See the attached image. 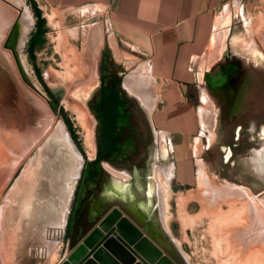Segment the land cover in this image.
I'll return each mask as SVG.
<instances>
[{"label":"rangeland","instance_id":"1","mask_svg":"<svg viewBox=\"0 0 264 264\" xmlns=\"http://www.w3.org/2000/svg\"><path fill=\"white\" fill-rule=\"evenodd\" d=\"M22 1L33 25L20 44L13 41L10 44L29 82L45 98L56 103L58 112L53 116L41 97L35 96L34 103L33 98L24 93L25 86L17 74L11 52L2 47L6 31L0 39V52L3 51L9 59L20 83L12 82L8 86L5 79L0 77V90L9 97L13 108L12 112L10 109L5 113L7 108L0 103V264H59L75 242L73 235H67L64 226L79 171L83 162L95 158L98 148L97 121L91 111V103L98 91L102 48L107 51L104 54L107 63L103 70L106 74L119 72L120 87L133 74L135 66L118 61L108 48V36L98 11H63L51 8L40 0H29L40 11L45 30L30 57L27 44L34 31L35 19L30 4ZM223 6L225 4L221 8ZM226 29L230 30L228 37L227 32L219 33L220 39H216L209 49L211 56L208 62L193 65L192 68L193 83L187 92L194 113L195 129L191 138L166 139L152 126L151 113L156 106L155 101L144 117L141 108L129 95L133 100L129 99L124 108L129 115V128L118 130L117 135L121 141L134 139L135 148H124L122 151L125 155L112 158L110 163H100L104 182L111 187L121 186L123 183L109 179L110 175L117 179L127 176L114 169L129 167L140 161L145 148L150 145V139H155L154 151L151 147L149 149V154L154 155L150 158L148 205L154 210L159 228L168 237L171 244L169 251L177 264H264V139L256 138L257 130H261L256 126L264 121V16L245 17L241 14L234 20L229 18ZM234 36L238 38L237 42H233ZM248 43L253 47H246ZM224 60L238 62L239 76L235 79L234 87L241 80L238 99L226 106L228 110L236 109L230 117H221L216 108L217 105L227 104L230 99H224L222 92H219L213 107L205 92V82ZM198 108L201 110V127L195 116ZM83 116L93 122V154L86 146L87 131L81 122ZM63 119L71 125L76 144L69 139ZM37 124L39 127L43 125L42 130L26 139L31 136V127H38ZM60 132L68 140L74 160L70 161L67 170H62L53 158H46L45 162L53 181L57 179L54 181L55 187L62 174L68 175L63 182L66 198L61 197L62 201L66 199L63 224L60 230L55 231L48 229L53 222L38 223L37 234H32L30 225L37 222L33 219L35 216L30 205L34 192L30 193V187L22 190L20 182L30 168L40 170L41 176L44 174L41 151L48 144L54 147ZM195 137L199 139H192ZM228 150L231 157L225 159ZM180 157L193 165L192 184L179 186L172 178V163ZM171 167L172 176L167 180L170 194L168 208L163 210L160 181L167 178L166 170ZM22 191L25 192L22 194ZM182 199L186 201L182 202ZM247 203H250V213H247ZM82 213H85V208ZM163 216L168 217L164 222L166 228L162 226ZM115 220L112 226L117 225ZM47 230L48 233L45 232ZM100 231L103 235L107 233L102 229ZM234 231L237 234H233ZM140 246L133 244L130 249L143 258L138 252ZM39 250L43 251L42 255L38 254ZM52 250L56 256L50 262ZM138 260L134 264H140Z\"/></svg>","mask_w":264,"mask_h":264},{"label":"crops","instance_id":"2","mask_svg":"<svg viewBox=\"0 0 264 264\" xmlns=\"http://www.w3.org/2000/svg\"><path fill=\"white\" fill-rule=\"evenodd\" d=\"M40 1L63 11H98L102 15L108 48L118 61L135 66L125 80L124 92L144 113L155 101L152 126L166 139H190L194 134L193 104L187 98L193 83L192 68L208 62L209 49L220 39L221 31L228 37L229 18L234 20L241 14L264 16V0ZM232 39L238 40L235 36ZM246 47L253 46L248 43ZM195 116L201 127L199 108ZM174 164L172 178L177 184H192L193 165L183 157L176 158Z\"/></svg>","mask_w":264,"mask_h":264},{"label":"flooded vegetation","instance_id":"3","mask_svg":"<svg viewBox=\"0 0 264 264\" xmlns=\"http://www.w3.org/2000/svg\"><path fill=\"white\" fill-rule=\"evenodd\" d=\"M104 50V48L101 50L98 74L99 84L94 101L99 98L103 92L101 86L104 83L107 85H111L115 81L120 83L121 74L119 72L114 71L106 74L103 70L107 63V61L104 59ZM224 61L225 62H223L221 66L214 68L209 76V79L205 82V92L213 107H215V103H217L215 96L219 92H222L221 94H223L224 99H230L228 100L229 102L227 104H216V108L218 110L217 112L221 117H230L236 111V109L228 110L226 106H230V104L232 105L238 99L237 97L238 92L240 91L241 80L238 82V86L234 87L235 79L239 76L238 62L236 60ZM115 90L119 91L120 93V100L123 101L124 109L126 103L129 102V99L133 100V98L127 95V93L120 88V85H118V89L113 87L105 89V91ZM94 101L91 103V106L93 105ZM138 108H141L139 104ZM140 110H142V108ZM141 112L145 117L144 111L142 110ZM125 114V123L121 125L119 130L129 128L127 125L129 115L127 112ZM256 128H261L260 132L257 130L256 138L259 140L264 139V121L260 122ZM116 139V151L111 154L107 160L103 161L110 163L112 158L116 159L120 155H125L123 153L124 151H122L124 148L128 147L132 148V150L135 148V141L132 138L121 141L119 136L116 135ZM236 139H238V137ZM155 146V139H150V145L145 148V154L140 161L131 164L129 167L122 166L120 169H114V171L124 173V175L127 176L126 178L118 177L120 180H125L124 182H121L123 184L119 186V188L113 185L111 187L110 184H107L104 182V179L101 178L103 171L101 169L100 163L102 161L98 162L94 166L87 165V163L96 159L98 148L96 150L94 159L82 163L79 175L77 177L76 186L72 192L71 204L67 212L64 226L68 231L67 235H73V239L75 241L74 245L112 208H117L139 228L141 225L137 223V219H141V221L144 223L149 222V225L151 224V228L153 229H160L157 219L154 216L151 207L148 205V198H150V194L147 189L151 170L150 158L154 155V153L149 154V149L151 147L153 150L155 149ZM228 157H231L230 150L225 152V159ZM172 164L175 165L174 163ZM112 177L113 176L110 175L109 179H112ZM84 208L85 213L83 214L82 211Z\"/></svg>","mask_w":264,"mask_h":264},{"label":"bare ground","instance_id":"4","mask_svg":"<svg viewBox=\"0 0 264 264\" xmlns=\"http://www.w3.org/2000/svg\"><path fill=\"white\" fill-rule=\"evenodd\" d=\"M18 9H20L21 11H19ZM26 10H27V8L25 7L22 0H0V37H1L0 39H2V35L5 34L6 31H7V33L9 32V28L11 27V30H10L11 36L9 38V42L11 43V41H13L14 43H17V44H20L22 42L23 37L26 35V33L31 29V27L33 25L32 18L30 15H28L26 13ZM1 45H0V47H1ZM4 55L5 54L3 53V51L0 52V77L5 79L8 86L12 85V82H13V84L14 83H17V84L20 83L18 76L16 75V73L14 71V67H12V64L10 63L9 59L7 57H5ZM12 89H13V87L10 88V90H12ZM13 92L15 95L16 92L15 91H13ZM17 95H18V93H17ZM81 122H83L85 129L87 131L86 146L88 147V150L93 154L94 146H93V140H92L93 135H92V131H91L92 126H93L92 125L93 122L86 117L84 118V116H83V119ZM40 126L41 127H39V125H38V127H36V125H34L33 127H31V129L29 130L31 136L26 137V139H30L31 137L36 136V134H38V132L40 130H42L43 125L40 124ZM60 134L61 135L56 140L54 147H52V145L48 144L49 146H46V148H44L41 151V158L40 159H41L43 167L45 169L44 174L41 176L40 170L35 171L36 169L32 170L30 168L26 172V174L24 176L25 178L24 179L22 178V181L20 182L22 190L25 187H30V193L34 192L32 200L30 202V205L32 208V212L35 216V218H33V219L37 222L34 225L32 222L30 225V226H32V228H31L32 234L33 233L37 234L36 229H37L38 223L44 224V222H46V223L48 222L50 224L51 222H53L54 224L53 225L51 224L52 228L49 227L48 228L49 230L53 229L56 231L58 229L60 230L62 227V219H63V214H64L63 212L65 210L64 208H65L66 199L62 201L61 197L66 198V193L64 191L63 182L65 183L64 179L67 178L68 175L64 174V176H63V174H62V176L57 181V186L55 187L54 181H56L57 179L53 181V177L51 176L48 165L45 162L46 158H49V157L53 158V159H55V161H58V165L62 168V170H64V169L67 170V169H69L70 161L74 160V157L72 156V152H71V148H70V145L68 143V140L65 138V136L62 132H60ZM30 141L32 142L33 140H30ZM53 141H52V143H53ZM55 166H56V164H55ZM172 167L168 168L166 170L167 171V178H163V180L160 181L161 187L163 190V201H162L163 210H166L168 208V199H169L170 194H169V190H168V186H167V180L169 179L168 177L172 176V174H171ZM257 171H260V169L257 168ZM163 173L165 174L166 172H163ZM41 178H44V179L41 180ZM23 192H25V191H22V194H23ZM232 192H231V194L233 196L234 194ZM21 196L23 197V195H21ZM189 196H188V198H189ZM186 200H187V198H186ZM186 200L182 199V202H185ZM27 203H28V200H27ZM248 204L250 205V203L246 204L247 205V211H248V207L250 208V206H248ZM250 212L248 211L247 213H250ZM120 216H121V218L125 217V215H123L122 213ZM120 216H119V218H117V220H115V223H116V221L118 222L117 225L112 226L113 230H114L113 231L114 234H110L109 239H107L103 244L101 243L99 245V247L93 251L91 250V248L89 249V247L85 246L86 247L85 250H87V252H86L87 259L85 261L86 263L84 262L85 264H103L102 262H104V261H106V262L108 261V264H124L122 261H120L117 258V257H119V255H116L115 251L112 252L110 245L108 246V243H110L112 245H119V247H121L120 246L121 244H119V241L114 237V235L119 236V234L116 233V231L118 229L119 221L121 219ZM167 218L168 217H164V216L162 218L163 219L162 220V223H163L162 226L164 228H166L164 226V222L167 221L166 220ZM150 226H151V224H150ZM115 227H117L116 231H115ZM119 231L121 232L120 229H119ZM235 233L236 232L234 231L233 234H235ZM142 238L145 239L144 236H142ZM120 239L122 240V238L119 236V240ZM135 244L137 246L140 245V243L139 244L135 243ZM127 251H128V254H130V253L133 254L132 257H134V261L132 264L136 263L137 259H143L149 264H155L156 262H157V264H172L170 261H168V259L165 257V255L163 253L160 254L159 259H157L155 261H151V259H152L151 254L147 251V249L145 247H143V245H141L138 248V252L140 255L143 256V258H141L139 255L133 253L130 249V246L127 247V250L125 252L127 253ZM38 254L42 255L43 251L39 250ZM55 256H56V253L52 250V252H50V254H49L50 262H53L55 260ZM139 263H140V261H139ZM67 264H73V263H71V261L68 260Z\"/></svg>","mask_w":264,"mask_h":264},{"label":"water","instance_id":"5","mask_svg":"<svg viewBox=\"0 0 264 264\" xmlns=\"http://www.w3.org/2000/svg\"><path fill=\"white\" fill-rule=\"evenodd\" d=\"M11 36V31L7 33L6 40L3 44L4 49H8L11 52L12 59L15 65V69L17 71V74L23 84L25 86L23 89L24 93L29 95V97L33 98L32 101L36 100L35 96L41 97L48 109L50 110L51 114L53 116L57 115V108L56 103L53 100H48L43 96L41 92H39L33 85L29 82L27 77L25 76V73L19 63V59L17 57L16 51L13 49L9 42V38ZM121 89L123 91V85L121 83ZM3 92L0 90V103L7 108V110H4V112H8L11 109V112L13 110L12 105L10 104V99L8 96H5L2 94ZM35 103V102H34ZM41 104L40 102H38ZM2 109V108H1ZM14 113V112H13ZM14 118H17L14 116ZM70 139V138H69ZM115 181L121 183V181L115 177H112ZM119 188V186L117 187ZM153 212V210H152ZM123 214V213H122ZM121 215V211H119L117 208H112L108 213H106L97 223L95 226H93L69 251V253L66 255L65 259H63L59 264H67V261H71L73 264H85L86 262V247H91V250H95L99 247V245L104 243L107 239H109L110 234L113 233V227L112 222ZM124 215V214H123ZM137 223L141 225L139 228L137 225H135L126 215L125 217L121 218L119 221L118 229L115 227L116 233L119 234V236L122 238V240H119V236L114 235V237L119 241V245H112L108 243V246L110 245L111 251L116 252V255H119L117 257L120 261H122L124 264H132L134 261V257H132V253L128 254L125 252L127 250V247L135 244L140 243V245H143L147 249V251L151 254L152 259L151 261H155L160 258V254L163 253L165 257L170 261L172 264H177L175 260L172 258L170 254V243L168 240V237L166 233L161 231V229H153L149 225V222H142L141 219H137ZM102 229L103 231H107L105 235H103L100 231ZM121 230V232L119 231ZM109 230V231H108ZM142 236L145 237L142 238ZM96 239H98L96 241ZM96 241V242H95ZM117 241V242H118ZM95 242L94 244H92ZM107 243V242H106ZM114 243V242H113ZM93 245V246H92ZM86 246V247H85ZM131 252V251H130ZM67 260V261H66ZM141 264H149L143 259H139ZM85 262V263H84ZM103 264H108V261L102 262Z\"/></svg>","mask_w":264,"mask_h":264},{"label":"trees","instance_id":"6","mask_svg":"<svg viewBox=\"0 0 264 264\" xmlns=\"http://www.w3.org/2000/svg\"><path fill=\"white\" fill-rule=\"evenodd\" d=\"M25 1L30 4L32 14L35 19L34 31L30 35L27 44V53L30 57H32V50L38 44L42 35L45 33V30L40 11L35 7L34 3L30 2L29 0ZM104 54H107V51H104ZM118 85V81H115L111 85H107L106 83H104L101 86L103 92L91 106V111L97 121L96 134L98 151L96 159L92 162L87 163L88 166H94L100 161L107 160L110 155L116 151V135L119 128H121V125L125 123L126 112H124L125 110L123 109V101L120 100L119 91H105V89H108L110 87L118 89ZM44 89L48 94L47 89L45 87ZM63 123L67 129L71 141L76 144V137L71 129V125L66 119H63Z\"/></svg>","mask_w":264,"mask_h":264}]
</instances>
